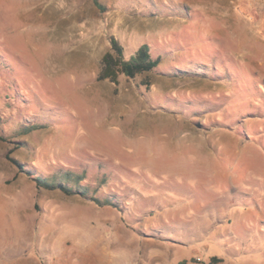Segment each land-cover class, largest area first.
Wrapping results in <instances>:
<instances>
[{
  "label": "rangeland",
  "instance_id": "1",
  "mask_svg": "<svg viewBox=\"0 0 264 264\" xmlns=\"http://www.w3.org/2000/svg\"><path fill=\"white\" fill-rule=\"evenodd\" d=\"M99 1L0 0V264H264V0Z\"/></svg>",
  "mask_w": 264,
  "mask_h": 264
},
{
  "label": "trees",
  "instance_id": "2",
  "mask_svg": "<svg viewBox=\"0 0 264 264\" xmlns=\"http://www.w3.org/2000/svg\"><path fill=\"white\" fill-rule=\"evenodd\" d=\"M94 6L105 11L99 0H93ZM111 49L102 58V68L98 76L99 81H108L111 84L117 86L121 76L127 79L134 80L138 77L151 74L161 64V59H154L150 52V48L147 45H142L135 52L130 59L125 58V51L123 46L115 38H111ZM13 164H15L20 171H24L22 164L12 158H8ZM37 188L44 187L48 190H60L67 196L77 195L79 192L74 191L65 185H45L41 180L34 178Z\"/></svg>",
  "mask_w": 264,
  "mask_h": 264
},
{
  "label": "crops",
  "instance_id": "3",
  "mask_svg": "<svg viewBox=\"0 0 264 264\" xmlns=\"http://www.w3.org/2000/svg\"><path fill=\"white\" fill-rule=\"evenodd\" d=\"M232 4H237L242 6L243 3L248 2V0H229Z\"/></svg>",
  "mask_w": 264,
  "mask_h": 264
}]
</instances>
